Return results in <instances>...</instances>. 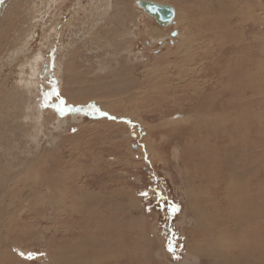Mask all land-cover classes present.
I'll return each mask as SVG.
<instances>
[{
	"label": "rangeland",
	"instance_id": "374dc122",
	"mask_svg": "<svg viewBox=\"0 0 264 264\" xmlns=\"http://www.w3.org/2000/svg\"><path fill=\"white\" fill-rule=\"evenodd\" d=\"M157 1L176 7L175 24L135 0H0V264H213L192 249L215 232L197 224L191 191L217 226L230 215L229 165L197 167L188 149L199 117L234 111V100L231 165L255 167L243 184L264 211V0ZM74 178L101 189L104 207H82ZM254 216L246 240L260 243ZM224 233L214 239L231 253L225 264H259Z\"/></svg>",
	"mask_w": 264,
	"mask_h": 264
},
{
	"label": "bare ground",
	"instance_id": "6f19581e",
	"mask_svg": "<svg viewBox=\"0 0 264 264\" xmlns=\"http://www.w3.org/2000/svg\"><path fill=\"white\" fill-rule=\"evenodd\" d=\"M175 17H176V15H175ZM262 46H264V38L262 40ZM235 71L237 72L238 68ZM239 76L240 75H238V72H237V74L233 75V78L230 77V79L231 80H233V79L235 80L236 79L238 81V79L240 78ZM232 85H233V82H232ZM248 87H251V86H248ZM232 92H239V90L238 89H234ZM218 93H220V92H218ZM227 95H228V93H227ZM206 97H207V101H205V103L203 104V107H202L203 111H204V109L205 110L208 109V111H214L213 108H215V107L212 106L213 107L212 108L211 104H217V102H219L218 97L217 96H212L211 97L210 95H206ZM227 100H228V98H227ZM231 106L233 107L235 113L232 110L231 112H229L227 114H225V112H224L223 114L216 115L213 118H210L209 116H205V117H203V116L201 117L200 116L201 118L199 117V120H198L199 122L196 124L195 130L192 131L194 138L193 137L191 138L192 142H196V146H194V148L193 147H189V149H188L191 154H197L199 156L198 159H200V161L198 163L194 161L195 163H197V167H198V165H200V166L202 165L203 158L206 161H209V163H210L209 165H210V169L211 170L214 169V167H216L217 164L218 165L220 164L219 165L220 170L222 169V167L225 168V164L229 165V168L228 167L225 168V172L228 173V179L230 180L229 184L226 183V184H228L227 187H226V195L227 196L229 195L231 197L230 206L228 205L229 208H230V215L227 213L225 215V217L220 220V223L217 224V226L215 225L214 216H210V215L207 214L209 219L208 220L204 219L200 215V212L198 211V208H196L198 206V204L199 205L201 204V207H203L204 204H202L201 202L198 203V204H197V202H195V203L193 202V200H194V192L193 191H191V205L193 207L194 213L196 214L195 218L197 220V224L201 228L204 227L203 230L206 231V234H207V231H209L211 233L215 232V236H216L217 234L225 232L224 234H226L228 239L231 240V244L232 245L228 242V246L231 247L230 249H232V247H235V245H236L235 244L233 246L234 242L232 241V239H233L232 237H234L235 235L241 236L242 237L241 241L245 240V242H246L243 254H250V255L253 254V256L246 257V259L244 261H250V260L254 259L257 256L258 259H259V264H264V241L259 243V240L256 237L254 239L248 238L246 240V238L248 237L247 234H250L251 230H253V228H250V226L253 227L255 225L256 221L259 219V216H258V218H256L254 215L255 214H259V215H261V217H264V211L261 210L262 207H260L259 209H255L256 208L255 205L253 203H250L251 196H253V195H251V196L248 195L247 192H246L247 189L244 186V184L246 182H249V184L253 183V179H252L253 176L252 175H254L253 169L255 167L252 169V166H253L252 165V166H249L248 168L246 167V169L242 170V169H240L241 167L240 168L236 167V165L232 167V165H231V164H233L231 162V158H233V157L229 153H231L233 155L235 153V156H237L236 152H234L236 150V148H237V145H236V143H233L232 141L230 143L229 141L232 140L233 134L235 132H239L240 129H241L240 126H239L240 120L237 119V117L241 116L240 114H238L236 112V110L238 108L237 101L234 100V102H231ZM223 107H222V109L225 108V107L224 108ZM193 118H195V117H193ZM203 122H204V126H203ZM248 131H249V129H248ZM223 142H225V144H223ZM226 142H229L230 144H226ZM209 144L211 146H209ZM235 159H234V161H235ZM186 161H185V164L188 165ZM244 161L245 160H243V162ZM238 162H237V165L239 166L240 164H238ZM41 166H42V164H41ZM241 166H242V164H241ZM187 167L188 166H186V168ZM256 169H258V168H256ZM191 170H193V169H191ZM211 170L203 177V179H204L203 182L207 183V184H205V186L207 185V188H209V189H211L213 184H218V186L220 184V183H218L219 176H217V175H220V174H217L215 176L214 173L211 172ZM217 172H218V169H217ZM187 173H189V172H187ZM222 185H224V184H222ZM251 188H252V185L250 186V189ZM218 191H221V190L218 188ZM237 191H238V196H237ZM248 193H250V191H248ZM241 196L245 197L247 199V201L244 202L243 198H242V200H240ZM230 197H227V198H230ZM218 204L219 203H214V204H211V205L215 206V205H218ZM192 207H190V208H192ZM225 218H227V219L231 220L232 222H234V226H233L234 228L230 230L231 232L230 231H226V230L223 231V227L225 226L223 221L225 220ZM248 227H249V229H248ZM216 230L220 231V233H218V231L216 232ZM215 236L213 237V235H212L209 238H206V239L204 238L203 241L194 242L192 249L194 251L198 250V252L206 254L207 256H209V255L211 256L212 255L214 257V259H215V262L213 264H225V262L230 260V254L231 253L226 258L224 256L223 252H220V249L215 245V243H216L215 239L217 240V238H218V237L215 238ZM137 243H139V242H137ZM200 245H202V247H200V251H199V249H197V247L200 246ZM213 245H215L216 247H214ZM109 246H110V244H109ZM262 249H263V251H262ZM127 251L128 250H126V253H127ZM131 252H134V250L131 249ZM57 256H59V255H57ZM240 256H242V258H244L242 254ZM63 258H65L64 255H63ZM236 260H241V257L237 258ZM71 264H74V263H71ZM246 264H254V263L247 262Z\"/></svg>",
	"mask_w": 264,
	"mask_h": 264
},
{
	"label": "water",
	"instance_id": "95a60500",
	"mask_svg": "<svg viewBox=\"0 0 264 264\" xmlns=\"http://www.w3.org/2000/svg\"><path fill=\"white\" fill-rule=\"evenodd\" d=\"M135 5L163 26L175 24L176 7L173 4L157 0H135Z\"/></svg>",
	"mask_w": 264,
	"mask_h": 264
},
{
	"label": "crops",
	"instance_id": "0c3cea01",
	"mask_svg": "<svg viewBox=\"0 0 264 264\" xmlns=\"http://www.w3.org/2000/svg\"><path fill=\"white\" fill-rule=\"evenodd\" d=\"M82 175L86 176L87 174L83 173ZM87 181H84L83 178L72 179L73 188L76 189V191H80L83 198V200L80 202V205L86 209L99 210L104 207V201L106 200V196H104V194L101 192V189L93 190L92 187L89 186ZM99 198H102L100 200V203H98Z\"/></svg>",
	"mask_w": 264,
	"mask_h": 264
},
{
	"label": "flooded vegetation",
	"instance_id": "af4514ba",
	"mask_svg": "<svg viewBox=\"0 0 264 264\" xmlns=\"http://www.w3.org/2000/svg\"><path fill=\"white\" fill-rule=\"evenodd\" d=\"M175 205H176V203L173 204V203L171 202V203L169 204V206H170L169 208H171L172 206H175ZM162 206H164V208H166V205H165L164 202H162Z\"/></svg>",
	"mask_w": 264,
	"mask_h": 264
},
{
	"label": "snow or ice",
	"instance_id": "6c2138e0",
	"mask_svg": "<svg viewBox=\"0 0 264 264\" xmlns=\"http://www.w3.org/2000/svg\"><path fill=\"white\" fill-rule=\"evenodd\" d=\"M144 195H147L146 193ZM173 211H178V209L174 208ZM29 258H33L32 254H29Z\"/></svg>",
	"mask_w": 264,
	"mask_h": 264
}]
</instances>
